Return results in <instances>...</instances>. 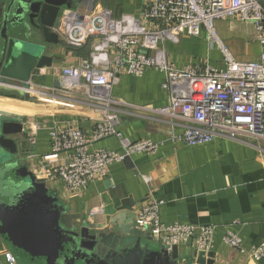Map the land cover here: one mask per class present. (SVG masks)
<instances>
[{
  "label": "crops",
  "instance_id": "0c3cea01",
  "mask_svg": "<svg viewBox=\"0 0 264 264\" xmlns=\"http://www.w3.org/2000/svg\"><path fill=\"white\" fill-rule=\"evenodd\" d=\"M116 1L119 5L115 7L113 0L114 7L110 8L115 16L137 15L142 9L143 0ZM96 3L103 6L99 0ZM214 28L221 44L236 60H256L264 52V46L254 39L250 23L224 18L215 20ZM34 39L41 41L39 35ZM59 39L58 44L46 45L45 52L52 57L51 67L76 65L81 59L89 58L95 42L89 38L82 47H77ZM164 47L169 60L178 68L197 62L216 68L224 66L221 48L205 29L197 37L181 36L178 42L167 39ZM51 67L42 68L38 76H32L34 88L50 87L40 98H26L22 87L0 82V110L22 122L26 132L31 122H37L34 143H30L29 134L22 144L30 150L26 154L30 168L42 177L45 176L40 165L47 164L45 158L51 153L48 130L70 125L89 132L101 116L87 97L89 88L83 82L70 87L66 78L52 74ZM117 77L110 94L118 104L108 111L116 115L118 129L132 141L144 138L157 141L158 150L153 154H133L125 163L112 164L107 176L95 177L77 192L66 191L58 177L48 178L47 186L71 212L99 211L104 206V197H109L118 207L131 200L137 214L151 199L160 200L159 220L163 224L215 227L211 249L214 264H264V255L259 260H253L250 255L253 246L264 244V139L217 137L212 142L190 147L171 141L169 136L179 133L181 126L155 110L167 103L162 88L164 73L147 68L140 75L121 71ZM98 148L117 152L122 149L116 137L91 145V149ZM227 229L240 238V249L223 243ZM180 249L181 254H191L195 249L194 239ZM6 252L15 257V264H30L16 255L0 230V264H9Z\"/></svg>",
  "mask_w": 264,
  "mask_h": 264
},
{
  "label": "built area",
  "instance_id": "2783aa9c",
  "mask_svg": "<svg viewBox=\"0 0 264 264\" xmlns=\"http://www.w3.org/2000/svg\"><path fill=\"white\" fill-rule=\"evenodd\" d=\"M96 2L79 0L75 9L60 12L57 33L63 42L77 47L89 38L95 42L89 58L76 65L53 66L51 72L66 78L70 87L83 82L89 88L87 97L101 116L89 132L70 125L48 130L51 153L45 158L47 164L40 165L45 177H58L66 191L77 192L95 177L107 176L112 164L133 154H153L158 150L159 143L151 138L132 141L124 137L116 115L108 111L118 104L110 92L121 71L140 75L152 68L164 73L162 88L167 103L155 110L181 126L179 133L169 136L171 141L190 147L217 137L264 139V52L256 60H236L221 44L214 28V21L224 18L250 23L255 41L264 46V0H143L137 15L120 16ZM201 29L221 48L223 68L199 62L178 68L169 60L164 41L197 37ZM45 89L50 87L34 88L30 83L25 90L40 98ZM36 123H30L28 132L32 144ZM108 137L117 138L120 152L91 149L93 143ZM160 204V200L151 199L139 208L136 218L142 229L159 236L169 247L194 239L196 250L211 251L214 226L163 224L159 220ZM222 241L241 248L240 238L229 229ZM250 255L259 260L264 255V244L253 246ZM5 257L9 264H15L11 253L6 252Z\"/></svg>",
  "mask_w": 264,
  "mask_h": 264
},
{
  "label": "water",
  "instance_id": "95a60500",
  "mask_svg": "<svg viewBox=\"0 0 264 264\" xmlns=\"http://www.w3.org/2000/svg\"><path fill=\"white\" fill-rule=\"evenodd\" d=\"M78 3L0 0L1 83L35 98L25 89L32 76L52 66L46 45L59 43V14ZM27 137L23 123L0 110V230L19 258L30 264H214L212 251L181 254L182 246L169 247L142 229L131 200L118 207L104 197L99 211L71 212L47 186L48 178L30 168V150L22 144Z\"/></svg>",
  "mask_w": 264,
  "mask_h": 264
},
{
  "label": "trees",
  "instance_id": "16d2710c",
  "mask_svg": "<svg viewBox=\"0 0 264 264\" xmlns=\"http://www.w3.org/2000/svg\"><path fill=\"white\" fill-rule=\"evenodd\" d=\"M97 1V0H96ZM101 2V4H103V6H105L106 8L110 9L113 8L114 6L111 4V2L113 0H99ZM113 4H115V7L119 5V1L114 0ZM112 10V9H111ZM113 11V10H112ZM114 12V11H113ZM118 15V14H117ZM82 47V46H81ZM74 48V47H72ZM77 49V48H75Z\"/></svg>",
  "mask_w": 264,
  "mask_h": 264
},
{
  "label": "rangeland",
  "instance_id": "374dc122",
  "mask_svg": "<svg viewBox=\"0 0 264 264\" xmlns=\"http://www.w3.org/2000/svg\"><path fill=\"white\" fill-rule=\"evenodd\" d=\"M61 41V40H60ZM63 41V40H62Z\"/></svg>",
  "mask_w": 264,
  "mask_h": 264
}]
</instances>
